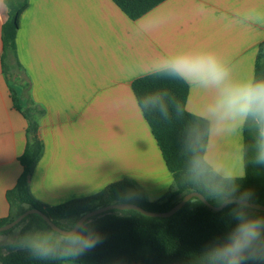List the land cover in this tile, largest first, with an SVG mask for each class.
<instances>
[{
    "label": "crops",
    "instance_id": "crops-1",
    "mask_svg": "<svg viewBox=\"0 0 264 264\" xmlns=\"http://www.w3.org/2000/svg\"><path fill=\"white\" fill-rule=\"evenodd\" d=\"M4 1L0 219L9 215L6 193L22 173L18 159L28 125L25 99L16 110L1 66V28L8 17ZM262 43L264 0H164L136 20L111 0H27L18 20L16 55L27 80V99L40 111L34 119L43 144L28 180L30 194L54 207L126 179L148 202L161 201L173 178L137 104L133 81L153 74L158 58L191 50L215 52L228 63L234 80L253 79ZM214 96V90L188 86L185 108L202 118ZM204 155L240 178L243 126L235 133L209 131Z\"/></svg>",
    "mask_w": 264,
    "mask_h": 264
},
{
    "label": "trees",
    "instance_id": "trees-1",
    "mask_svg": "<svg viewBox=\"0 0 264 264\" xmlns=\"http://www.w3.org/2000/svg\"><path fill=\"white\" fill-rule=\"evenodd\" d=\"M129 19L136 20L164 0H111ZM8 17L1 28L2 56L1 66L7 76L12 68L20 69L15 37L18 20L27 8V0H5ZM254 79H264V43L259 46L255 62ZM132 91L137 104L147 122L151 133L162 154L167 169L172 175L173 186L159 202L150 203L145 194L128 180L108 185L102 191L83 199H77L59 206H45L30 194L28 180L43 152V144L38 138V125L34 114L40 112L26 109L23 111L28 122L26 129L27 144L19 157L22 173L15 186L7 191L9 215L0 219V227L17 219L29 209H37L62 230L68 231L80 217L95 209L119 203H130L152 212H167L183 196L196 192L213 206H219L207 196L203 184L185 182L183 177L192 166L195 158L204 156L207 146L209 124L206 120L187 112L185 105L188 85L168 76L150 74L136 79ZM167 93L169 103L168 117L159 110L145 111L143 98L152 93ZM13 106L20 110L16 92L11 90ZM175 102L181 105L177 114ZM256 131L251 122L243 125V163L244 176L235 181L220 175H208L205 180L215 186L222 197H228L234 184L238 193H251V203L264 205V167L253 164ZM22 207H25L24 209ZM230 206L221 211L208 209L197 198L191 199L173 216L168 218L146 217L136 211L111 210L89 218L85 222L101 237L94 248L77 258V264H197L198 255L206 245L217 238H225L236 221L230 216ZM259 215L264 212L256 211ZM17 238L12 244L0 248V264H63L64 261L37 259L30 250L33 243H55L59 234L37 215H29L21 222ZM19 223V224H20ZM18 224V225H19ZM17 226V225H16ZM15 226V227H16ZM13 227V228H15ZM12 228V229H13ZM10 229V230H12ZM5 231L4 233L9 232ZM48 234L35 241L36 232ZM3 233V232H2Z\"/></svg>",
    "mask_w": 264,
    "mask_h": 264
},
{
    "label": "clouds",
    "instance_id": "clouds-1",
    "mask_svg": "<svg viewBox=\"0 0 264 264\" xmlns=\"http://www.w3.org/2000/svg\"><path fill=\"white\" fill-rule=\"evenodd\" d=\"M153 72L178 79L189 87L214 90V99L202 111V118L209 121L210 134L235 133L251 122L256 131L252 162L264 167V79L234 80L228 63L212 51H181L163 56L155 61ZM142 102L145 111L159 110L162 116L168 117L171 101L167 93L146 95ZM175 110L177 114L182 110L178 102H175ZM222 172L229 180L237 179L234 173L224 171L222 165L204 155L193 160L183 177L185 182L203 184L207 196L218 205L230 206L229 214L236 221L225 238H217L205 246L197 264H264V215L253 209L250 192L237 195V183L228 197H222L215 186L206 182L208 175ZM100 239L86 222H77L68 231L59 233L55 243H33L30 250L37 259L73 264Z\"/></svg>",
    "mask_w": 264,
    "mask_h": 264
},
{
    "label": "water",
    "instance_id": "water-1",
    "mask_svg": "<svg viewBox=\"0 0 264 264\" xmlns=\"http://www.w3.org/2000/svg\"><path fill=\"white\" fill-rule=\"evenodd\" d=\"M193 198H197L208 209H210L212 211H215V212L221 211V210H223L226 207V206H220V205L219 206H213L209 202H207V200L201 194L196 193V192H191V193H188L185 196H183L182 200L179 201L172 209H170L167 212H163V213L152 212V211L144 210L143 208H141V207H139L137 205H134V204L119 203V204H113V205H108V206H105V207H101V208L95 209V210H93V211H91L89 213H86L85 215L80 217L77 222H85L89 218H92L94 216H98V215H100L102 213H105V212H108V211H111V210H119V211L133 210V211H136V212H138V213H140V214H142V215H144L146 217L168 218V217L173 216L179 209H181L187 202H189ZM251 204H252L253 209L255 211L264 212V205H258V204H253V203H251ZM29 215H37V216L41 217L42 220L49 226V228L52 231H54L55 233H57V234L66 231V230H62L59 227L55 226L49 220V218L46 215H44L41 211H39L37 209H29V210L25 211L23 214H21L14 221L8 223L5 226L0 227V233L12 229L13 227H15L17 224H19L23 219H25ZM57 229L59 230V232H57Z\"/></svg>",
    "mask_w": 264,
    "mask_h": 264
},
{
    "label": "rangeland",
    "instance_id": "rangeland-1",
    "mask_svg": "<svg viewBox=\"0 0 264 264\" xmlns=\"http://www.w3.org/2000/svg\"><path fill=\"white\" fill-rule=\"evenodd\" d=\"M7 79L10 83L11 90H13V92L17 91L19 93V95H21V97H17L18 100L23 101V99H25L24 106L22 107L23 110H26V109L34 110L33 106L30 105V102L27 99V80L23 76L21 71L17 68H12L7 73ZM22 208L24 209L25 207H22ZM23 225H24L23 223L22 224L20 223L19 225L17 224V226L15 228H13L12 230H10L7 233L1 232L0 233V248L7 246L9 244H12L13 241L16 240L17 235H18V233H19V231ZM45 234H48L49 236L54 237V238L56 237L55 235H53L52 233H49L48 231L36 232L35 238H34L35 241L40 239Z\"/></svg>",
    "mask_w": 264,
    "mask_h": 264
}]
</instances>
